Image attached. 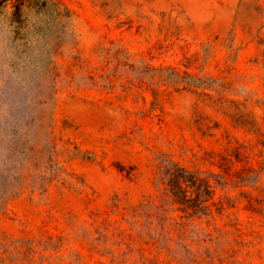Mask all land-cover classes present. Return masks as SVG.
Masks as SVG:
<instances>
[{
	"label": "rangeland",
	"instance_id": "obj_1",
	"mask_svg": "<svg viewBox=\"0 0 264 264\" xmlns=\"http://www.w3.org/2000/svg\"><path fill=\"white\" fill-rule=\"evenodd\" d=\"M53 1L0 3V264H264V0Z\"/></svg>",
	"mask_w": 264,
	"mask_h": 264
},
{
	"label": "trees",
	"instance_id": "obj_2",
	"mask_svg": "<svg viewBox=\"0 0 264 264\" xmlns=\"http://www.w3.org/2000/svg\"><path fill=\"white\" fill-rule=\"evenodd\" d=\"M11 3L14 6L13 20L17 22L18 20H30V17L36 20H43L45 17H57L59 21L63 20L66 16L62 9L55 7L56 3L53 0H0L1 5L4 3ZM26 8L28 10H26ZM32 14V15H31ZM178 173L172 176V185L176 193L184 194V205L190 199L188 195V181L195 183L194 180L198 179L197 176L190 173L185 168H179ZM184 184V186H183ZM197 191L195 195H199ZM3 198V196H2Z\"/></svg>",
	"mask_w": 264,
	"mask_h": 264
}]
</instances>
